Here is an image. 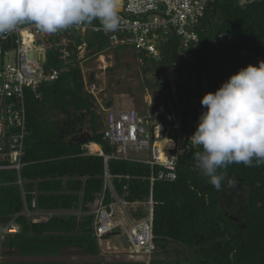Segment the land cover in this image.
<instances>
[{
    "label": "trees",
    "instance_id": "obj_1",
    "mask_svg": "<svg viewBox=\"0 0 264 264\" xmlns=\"http://www.w3.org/2000/svg\"><path fill=\"white\" fill-rule=\"evenodd\" d=\"M197 33L198 40L187 47L173 33L160 45L166 60L163 67L169 66L170 61H175L177 67L183 65L185 75L190 80L195 78V91L188 86H176L175 96L169 95L172 107L166 104L165 117H158L160 124L167 125L169 131L173 129L181 149L176 180H156L152 185L154 240L156 245L173 241L177 247L187 248L195 255L192 264H264V165H230L217 190L195 169L193 154L202 149L189 140L203 111V94L214 92L239 69L264 61V0H208ZM89 37L98 40L97 50L108 44L101 33ZM59 61L58 48H50L47 66L57 68ZM196 74L201 76V87ZM26 101L23 160L27 164L22 168L28 192L26 201L30 203L35 196L38 207L43 209H86L85 204L102 190L105 163L103 156L89 153L87 145L91 143V151H97L98 146L92 143L96 142L105 153L112 148L98 131L93 97L83 91L78 65L73 61L56 80L41 85L37 96L28 91ZM57 113L65 119L56 120ZM86 114L90 116L91 140L82 143L68 139ZM108 172L118 193L125 194L127 199L144 200L148 196V164L109 159ZM0 174V180H13L12 173ZM229 179L235 181L231 187ZM32 191L36 194L32 195ZM22 206L19 186L0 183V222L6 223ZM91 221L90 215L80 219L74 215H54L45 222L30 223L20 214L16 217L18 232L8 235L5 243L21 255L59 254L72 247L99 254ZM149 264L182 263L152 259Z\"/></svg>",
    "mask_w": 264,
    "mask_h": 264
},
{
    "label": "built area",
    "instance_id": "obj_2",
    "mask_svg": "<svg viewBox=\"0 0 264 264\" xmlns=\"http://www.w3.org/2000/svg\"><path fill=\"white\" fill-rule=\"evenodd\" d=\"M208 0H122L121 23L114 32L105 33L99 22H92L54 34L44 33L34 26L25 24L16 31L0 36V173H12L13 180L0 183H15L20 188L23 201L19 213L12 215L6 222H0V264L3 262L2 244L8 234L19 230L16 217L24 215L30 223H41L54 216V210L38 207L33 196L26 201L27 190L22 168L24 160V141L26 137V93L36 96L41 85L51 83L66 72L71 64L84 63L94 54H87L89 46L87 32L101 33L108 38L109 47L121 44L146 54L152 60H163L160 45L173 33L183 47L198 40L197 29ZM50 48L59 51L60 63L57 68L47 66ZM165 68L164 77L174 90L176 82L175 61ZM99 66V65H98ZM100 67V66H99ZM81 71L83 66L80 65ZM85 89L96 94L95 82L87 81L83 73ZM103 139L112 148L105 153L101 147L94 153L104 158V183L102 190L88 201L86 209L78 215H90L94 237L100 241L110 234H124L128 245V260L149 264L156 249L153 234L154 181H175L179 161L180 141L168 149L161 157L160 143L163 140V126L156 131L157 112L141 113L133 107L106 108ZM147 124L150 129L147 128ZM89 151L92 153L90 146ZM132 152L144 153L145 157L134 158ZM136 160L149 165L151 173L146 176L149 194L144 200H129L120 194L108 172V160ZM158 167L155 172V167ZM128 178V176H125ZM145 178V177H144ZM124 189L126 188L123 187ZM32 195L36 192L32 191ZM141 210V211H140ZM68 212V211H67Z\"/></svg>",
    "mask_w": 264,
    "mask_h": 264
},
{
    "label": "clouds",
    "instance_id": "obj_3",
    "mask_svg": "<svg viewBox=\"0 0 264 264\" xmlns=\"http://www.w3.org/2000/svg\"><path fill=\"white\" fill-rule=\"evenodd\" d=\"M121 6L122 0H0V36L16 31L25 24L32 25L41 32L54 34L71 27L99 22L105 33L114 32L121 23ZM89 34L95 33L86 34L89 44L87 54L99 55L98 60L101 61V53L110 48L131 47L125 44L109 47L108 43L97 50L98 40H91ZM106 39L108 41L107 37ZM74 64L81 71L80 65L77 62ZM81 74L83 91L90 94L96 102L101 89L98 87L95 95L88 92L82 71ZM166 86L174 92L170 83ZM103 102L101 99V105L98 106L105 113L106 119L105 109L112 105L107 106ZM200 105L203 111L198 116L195 131L189 140L202 149L193 154L195 169L215 189L220 190L222 181L226 179V169L230 165H264V61H259L257 65L249 64L230 75L214 92L204 93ZM158 117L159 113L156 115L157 123L163 126L165 136V126L158 122ZM92 143L100 148L96 142ZM90 145L91 143L87 148ZM94 152L96 151H89L96 154ZM234 183V180H228L229 187ZM11 234L14 233L8 235Z\"/></svg>",
    "mask_w": 264,
    "mask_h": 264
},
{
    "label": "rangeland",
    "instance_id": "obj_4",
    "mask_svg": "<svg viewBox=\"0 0 264 264\" xmlns=\"http://www.w3.org/2000/svg\"><path fill=\"white\" fill-rule=\"evenodd\" d=\"M239 1L243 2L244 0ZM101 54L103 56L101 57L103 61L98 60L99 55H96L82 63L83 66H86L87 72L98 75V77H96V84L97 87L101 89L98 94L100 98H113L119 101L121 107H133L140 112H146L148 110L157 111L160 116L165 117L167 113L166 104L170 102L169 95L173 93L175 96V91L171 92L165 86V68L163 67V63H166L165 59L156 62L150 57L144 55V53L134 51L131 47H119L117 49L110 48ZM98 65L101 66L99 67ZM184 69L183 65H179L177 67V79L176 82L173 83L174 87L178 85L185 87L188 86L191 91H195V78L190 80L185 75ZM226 75L229 76L228 73H226ZM94 103L93 108L98 116V131L101 132L104 126L105 113L100 111L99 106L95 101ZM55 119L60 121L61 119H65V117L60 113H57ZM89 124L90 116L86 114L83 117L82 123L76 124L78 129L77 132L80 133L77 134L75 131L72 136H68L67 138L70 140H77V138L83 135V133L88 132L92 134L89 129ZM147 128L150 129L148 124ZM192 134H190L189 137H191ZM164 135L163 140L172 138L173 146H175L176 138L173 129L169 131L166 125ZM131 154L134 158L145 157L144 153L132 152ZM2 177L3 175L0 174V179ZM54 213V215H61L65 217L71 215L79 217V219L82 217V215H78L80 214L79 206L71 210H54ZM5 240L2 244L4 252L2 261L5 264H15L29 261L46 262L49 264H85L95 261L100 264H108L119 261L140 262L139 260H128V245L125 241L124 234L122 233L117 235L110 234L107 238H103L100 241L98 240V247L100 248L99 254L82 252L77 247H72L60 252L59 254L21 255L8 243H5ZM173 247H177V243L173 241H168L167 243H164L163 246L156 245V249L151 255V260L170 262L179 261L182 264H192L193 259L195 258L194 253L189 252V250L183 246L180 247L185 248V251L179 253V251H174Z\"/></svg>",
    "mask_w": 264,
    "mask_h": 264
},
{
    "label": "water",
    "instance_id": "obj_5",
    "mask_svg": "<svg viewBox=\"0 0 264 264\" xmlns=\"http://www.w3.org/2000/svg\"><path fill=\"white\" fill-rule=\"evenodd\" d=\"M196 82L198 84V87H201V76H200V74H196ZM168 84L169 83L167 82L166 85H168ZM105 104L107 106H109L111 104V100L107 99L105 101ZM168 105L172 107V103L171 102H169ZM91 138H92L91 134L86 132V133H83V135H81L79 138H77V141L84 143L87 140H90ZM173 250L174 251H179V252H184L185 248H183V247H173Z\"/></svg>",
    "mask_w": 264,
    "mask_h": 264
},
{
    "label": "crops",
    "instance_id": "obj_6",
    "mask_svg": "<svg viewBox=\"0 0 264 264\" xmlns=\"http://www.w3.org/2000/svg\"><path fill=\"white\" fill-rule=\"evenodd\" d=\"M103 57V56H102ZM80 65H82V64H80ZM83 66V65H82ZM83 73H84V75H85V78H86V80L87 81H91V82H95L96 83V77H98V76H96L94 73H89V72H87L86 71V68H85V66H83V71H82ZM97 85V84H96ZM100 89V88H99ZM101 99H102V101H106L107 99H110L111 100V105L112 106H119V107H121V105L119 104V101L118 100H115V99H113V98H109V97H99V98H96V104H98V105H101V103H100V101H101ZM115 101V102H114ZM104 102H103V104H104ZM95 104V103H94ZM104 123H105V117H104Z\"/></svg>",
    "mask_w": 264,
    "mask_h": 264
},
{
    "label": "bare ground",
    "instance_id": "obj_7",
    "mask_svg": "<svg viewBox=\"0 0 264 264\" xmlns=\"http://www.w3.org/2000/svg\"><path fill=\"white\" fill-rule=\"evenodd\" d=\"M162 127L158 126L156 128V131H159ZM173 146V140L172 138H168V139H164V141L162 143H160V147H161V157H165L168 149H170Z\"/></svg>",
    "mask_w": 264,
    "mask_h": 264
},
{
    "label": "flooded vegetation",
    "instance_id": "obj_8",
    "mask_svg": "<svg viewBox=\"0 0 264 264\" xmlns=\"http://www.w3.org/2000/svg\"><path fill=\"white\" fill-rule=\"evenodd\" d=\"M165 86H166V84H165ZM167 87V89H168V86H166ZM171 90V89H170ZM174 91H176V89H174Z\"/></svg>",
    "mask_w": 264,
    "mask_h": 264
}]
</instances>
